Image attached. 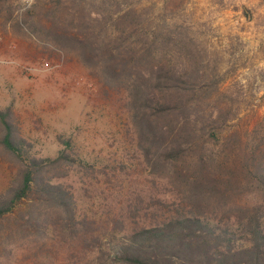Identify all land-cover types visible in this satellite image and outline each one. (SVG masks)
Returning <instances> with one entry per match:
<instances>
[{"label":"trees","instance_id":"16d2710c","mask_svg":"<svg viewBox=\"0 0 264 264\" xmlns=\"http://www.w3.org/2000/svg\"><path fill=\"white\" fill-rule=\"evenodd\" d=\"M10 2L0 0L3 25L76 56L122 102L138 168L135 178L95 168L69 139L53 158L37 156L12 108L0 110L12 175L0 193V264L23 247L33 264H51L58 247L71 264H264V130L235 149L222 138L238 113L226 102L234 93L218 92L224 79L189 42L149 36L117 0L93 10L88 0H33L14 15ZM102 177L129 191L114 213L89 217L78 189L87 195Z\"/></svg>","mask_w":264,"mask_h":264},{"label":"rangeland","instance_id":"374dc122","mask_svg":"<svg viewBox=\"0 0 264 264\" xmlns=\"http://www.w3.org/2000/svg\"><path fill=\"white\" fill-rule=\"evenodd\" d=\"M98 1L88 0V6L93 10ZM32 2L11 0L13 15ZM117 2L121 10L136 12L149 36L171 33L188 41L207 71L224 79L218 92L234 93L226 102L234 103L238 113L225 127L222 138L234 139V149L238 141L264 130V0ZM110 9L114 10V5ZM8 106L22 137L32 143L37 156L53 158L63 148L59 139H69L75 151L95 168L124 178L129 175L123 173L128 172L131 178L137 177L128 115L117 96L104 95L96 78L76 56L65 55L31 36L13 33L3 25L0 15V110ZM11 176L0 159V193ZM120 181L126 183L125 179ZM118 184L105 182L102 177L92 187H85L87 195L78 189L80 211L89 217H104L110 210L114 213L129 191ZM30 254L25 247L18 249L13 264H33ZM68 254L64 248H56L50 254L51 264H71Z\"/></svg>","mask_w":264,"mask_h":264}]
</instances>
